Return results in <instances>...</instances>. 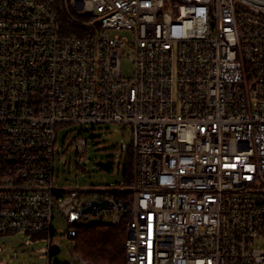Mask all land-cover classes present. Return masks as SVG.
I'll use <instances>...</instances> for the list:
<instances>
[{
	"label": "built area",
	"instance_id": "obj_1",
	"mask_svg": "<svg viewBox=\"0 0 264 264\" xmlns=\"http://www.w3.org/2000/svg\"><path fill=\"white\" fill-rule=\"evenodd\" d=\"M91 38L43 0H0V235L45 240L108 200L125 264H264V0H70ZM132 35V77L119 72ZM131 129L127 205L54 181L59 129ZM33 236V237H32ZM263 243V245H260Z\"/></svg>",
	"mask_w": 264,
	"mask_h": 264
},
{
	"label": "rangeland",
	"instance_id": "obj_2",
	"mask_svg": "<svg viewBox=\"0 0 264 264\" xmlns=\"http://www.w3.org/2000/svg\"><path fill=\"white\" fill-rule=\"evenodd\" d=\"M110 35L120 34L128 38L121 49L119 72L122 78L132 77V35L126 31H108ZM78 126L59 129L56 132L54 145V181L59 187H78L87 191H106L116 183H121V171L126 159V151L131 146V129L120 124L95 125L88 124L83 128V137L87 141V151L79 165H76V150L74 138ZM114 164L112 174L100 170ZM108 211L98 215L86 214L82 222L88 225L98 223L100 220L108 221ZM53 227L61 231L51 243V248L58 250L59 254L54 260L67 263L72 260V244L69 240L67 224L63 219L56 218ZM263 245V243H260ZM45 240L32 241L24 233L0 235V264H45Z\"/></svg>",
	"mask_w": 264,
	"mask_h": 264
},
{
	"label": "trees",
	"instance_id": "obj_3",
	"mask_svg": "<svg viewBox=\"0 0 264 264\" xmlns=\"http://www.w3.org/2000/svg\"><path fill=\"white\" fill-rule=\"evenodd\" d=\"M43 2H46L56 13L63 36L91 38L100 32V25L96 19L78 16L73 10L70 0H43ZM130 157L129 147L121 171V183H116L112 186L113 190L104 193L107 197L125 205L128 203L129 194L118 191V189L128 187L131 184ZM100 170L112 174L114 164L101 167ZM26 235L31 237L29 234ZM68 238L72 244V253L88 264H125L124 222L118 226H114L103 219L93 225L81 222L79 225L71 227ZM52 254L58 255L59 251L53 250Z\"/></svg>",
	"mask_w": 264,
	"mask_h": 264
},
{
	"label": "water",
	"instance_id": "obj_4",
	"mask_svg": "<svg viewBox=\"0 0 264 264\" xmlns=\"http://www.w3.org/2000/svg\"><path fill=\"white\" fill-rule=\"evenodd\" d=\"M111 208V203L108 200L101 201H93L86 208L81 209L82 215L90 214V215H98L103 211H106ZM73 235V232H71Z\"/></svg>",
	"mask_w": 264,
	"mask_h": 264
}]
</instances>
